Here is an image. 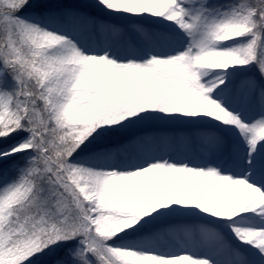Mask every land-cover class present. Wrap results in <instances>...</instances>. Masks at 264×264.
<instances>
[{
  "label": "snow or ice",
  "instance_id": "snow-or-ice-1",
  "mask_svg": "<svg viewBox=\"0 0 264 264\" xmlns=\"http://www.w3.org/2000/svg\"><path fill=\"white\" fill-rule=\"evenodd\" d=\"M0 264H264V0H0Z\"/></svg>",
  "mask_w": 264,
  "mask_h": 264
}]
</instances>
